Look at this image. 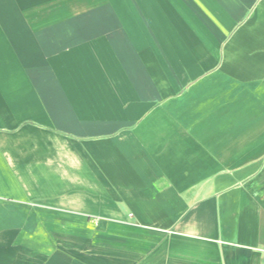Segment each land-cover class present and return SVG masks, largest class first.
<instances>
[{
	"label": "crops",
	"instance_id": "crops-1",
	"mask_svg": "<svg viewBox=\"0 0 264 264\" xmlns=\"http://www.w3.org/2000/svg\"><path fill=\"white\" fill-rule=\"evenodd\" d=\"M0 264H264V0H0Z\"/></svg>",
	"mask_w": 264,
	"mask_h": 264
}]
</instances>
